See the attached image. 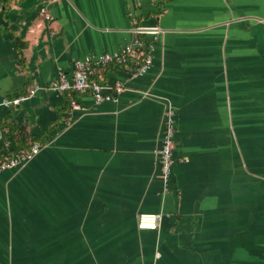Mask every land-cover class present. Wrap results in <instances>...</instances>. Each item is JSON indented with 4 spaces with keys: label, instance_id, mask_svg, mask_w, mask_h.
<instances>
[{
    "label": "crops",
    "instance_id": "crops-1",
    "mask_svg": "<svg viewBox=\"0 0 264 264\" xmlns=\"http://www.w3.org/2000/svg\"><path fill=\"white\" fill-rule=\"evenodd\" d=\"M158 1L0 0V147L19 127L40 144L0 171V264H264V0H167L146 18ZM136 39L154 44L148 71L99 72L123 83L116 102L44 89L3 104Z\"/></svg>",
    "mask_w": 264,
    "mask_h": 264
},
{
    "label": "built area",
    "instance_id": "built-area-1",
    "mask_svg": "<svg viewBox=\"0 0 264 264\" xmlns=\"http://www.w3.org/2000/svg\"><path fill=\"white\" fill-rule=\"evenodd\" d=\"M41 13L46 19L50 16L45 8H41ZM138 33L150 34L155 39L159 30L156 27L139 28ZM154 44L152 41L145 43L141 39H136L133 43L125 44L114 52L104 51L96 56H89L82 60H76L73 64V74L70 78L64 72L59 71L54 80L46 85H33L27 92V96L4 100L3 104H17L40 90H53L57 92H76L79 94H90L96 104L102 102H116L120 94L125 90L123 83H109L102 79L100 70L109 64L126 65L131 59L142 57V62L135 67L136 74H142L148 71L152 66ZM174 116L171 108L168 109L165 120V127L162 136L161 147L158 150L160 175L163 181L164 190H167L169 176L173 164L174 144ZM40 150V144L35 142L31 148L20 154L12 156L9 159L0 162V171L17 166L20 163L30 160ZM160 214H141L138 218V227L142 229H156Z\"/></svg>",
    "mask_w": 264,
    "mask_h": 264
},
{
    "label": "trees",
    "instance_id": "trees-1",
    "mask_svg": "<svg viewBox=\"0 0 264 264\" xmlns=\"http://www.w3.org/2000/svg\"><path fill=\"white\" fill-rule=\"evenodd\" d=\"M167 1H158V3L156 4V10L154 11H149L146 14V18L150 17L152 15H160L162 13V4ZM141 15H139L137 18L139 20ZM143 41V40H142ZM130 62V61H129ZM129 62L124 65V64H119L120 66H127L129 64ZM142 62V57H137L135 60V64L133 65V67H137L141 64ZM7 136L13 140L14 145L11 147H8L6 145H3L0 147V162L4 161L6 159L11 158L12 156L15 155H20L26 151H28L32 144H34V140H29L28 138V133L26 131V129L24 127H19L16 128L15 130H8L7 132Z\"/></svg>",
    "mask_w": 264,
    "mask_h": 264
}]
</instances>
